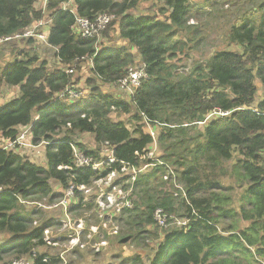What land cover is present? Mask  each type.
Masks as SVG:
<instances>
[{
    "label": "trees",
    "instance_id": "obj_1",
    "mask_svg": "<svg viewBox=\"0 0 264 264\" xmlns=\"http://www.w3.org/2000/svg\"><path fill=\"white\" fill-rule=\"evenodd\" d=\"M36 1L0 0V36L42 18ZM140 1L48 0L47 44L55 48L61 66L50 69L45 59L21 52L0 68V89L19 87L18 97L0 105V137L13 139L21 127L31 125L32 144L44 143L46 164L39 166L0 148V233L6 236L0 243V262L28 255L32 264L60 263L58 257L35 253L45 244L43 231L51 222L32 225L38 212L25 205L59 201L62 195L52 189V180L63 190L71 183L90 184L97 172L82 168L72 177L68 169L58 167L71 164V143L87 155L99 156L100 144L107 141L118 160L152 164L137 173L134 183L137 205L132 209L138 214L132 239L142 238L146 225L158 227L153 219L157 207L173 225L162 230L147 264H264V100L254 104L255 79L264 86V0L256 2L257 22L245 16L229 26L227 39L241 51H215L187 72H180L172 60L191 48L188 42L194 47L202 40L194 38L199 31L188 23L201 6L189 0H154L161 3L162 19L130 14ZM63 3L71 10L61 9ZM100 12L119 18L117 34L124 45L102 47L95 36L74 31L75 15L93 18ZM112 27L110 22L100 36L106 38ZM182 30L188 33L177 38ZM86 59L92 75L85 79L87 94L73 101L60 99L58 93L79 82L72 73ZM138 64L145 66L147 77L129 100L101 89L102 84L117 85L127 68ZM114 111L128 114L135 127L111 119ZM213 111L227 113L210 115ZM76 133L90 134L97 148L76 142ZM153 141L161 151L158 160L139 163L135 153L142 154ZM231 160L226 169L224 163ZM227 177L234 178L240 194L232 193L233 185L223 184ZM175 218L187 221L176 225L171 223ZM242 222L247 224L241 227ZM130 261L144 264L138 255Z\"/></svg>",
    "mask_w": 264,
    "mask_h": 264
},
{
    "label": "rangeland",
    "instance_id": "obj_2",
    "mask_svg": "<svg viewBox=\"0 0 264 264\" xmlns=\"http://www.w3.org/2000/svg\"><path fill=\"white\" fill-rule=\"evenodd\" d=\"M259 1L260 0H189V3L193 4V6H201L198 10L199 14L195 18L190 19L188 23L190 25L195 24L197 31H199V33L194 35V38L198 39L199 37H202V40L194 47H192L193 42H188L191 48H188L185 52H177L176 59L172 60L173 63L178 65L177 69L180 72H187L194 62H203L215 51L221 49L241 51V48L238 45L229 42L227 39L229 26L233 22H239L245 16L257 22L256 9L258 5H256V2ZM62 5L72 8L69 3H63ZM159 6H161V3H157L154 0H141L137 7L130 9L128 12L134 16H144L149 14L156 15V17L162 19L164 14H161L158 11ZM45 16L46 18L44 15L43 18L48 20L46 11ZM111 22L113 27L108 31V36L106 38L101 37L100 33L95 36L98 41H100L102 47L115 44H125V41L120 39L117 34L119 18L115 15ZM50 26L51 23H48V26L43 30H46L48 33ZM190 29H193V27H190ZM187 33V30L178 31L177 38L183 39ZM35 42L36 43L20 40L19 42L0 46V68L5 67L14 58L20 57L21 52L36 55L39 59H45L48 62L47 64L50 69L59 68L61 64L54 56L55 48L44 42ZM130 49V51L135 54V61L137 62L138 56L135 49ZM89 68L90 59H86L80 64V68L74 69L72 73L73 79H79L77 84L72 85V89L80 91L82 93L81 96L87 94L89 90L85 85V79L92 77ZM254 82L257 87L254 101V104H256L264 100V86L258 78H256ZM101 89L104 92L117 96L121 100H129V95L118 84H102ZM18 96V86H2L0 89V105L5 104ZM110 117L113 120H123L129 129L135 127L136 121L130 119L128 114H118L114 111L111 112ZM198 126H201V124L199 123ZM59 135L60 134H58V136ZM73 139L76 142L82 143L88 149L97 148V144L93 142L92 136L88 133H76L74 134ZM44 148L45 145L41 144L36 147L28 148L25 151H21L20 155L39 166L45 167ZM160 153L161 151L156 145L150 159H152V161L158 160L157 155L159 156ZM232 162L233 160L224 163L226 169L230 168ZM149 166L150 165L146 168ZM165 175L167 174L165 173ZM233 182L234 178L231 177L223 179L224 185H233V194H240L242 189H237ZM50 184L55 192H60L62 197L64 196V190L56 181L52 180L50 181ZM128 187L129 184L126 181H118L114 185V188L116 189H126ZM134 190L135 188L133 187L132 195ZM136 201L137 197L135 198L133 195V209L134 204L135 206L137 205ZM39 202H45L46 206L58 203V201L47 203L46 200ZM90 202L91 203H88V205L80 204L81 206H79L81 208H76L70 211V206L67 209L73 219H81L83 221L81 228L78 230L79 236L74 238L75 240H79V242L76 245H73L70 249H68L69 241L76 234L74 230L63 226L65 215L64 209L61 206L38 208L33 205V203L25 205L26 209H33L35 212H38L34 216L32 225H39L47 221L51 222V224L48 225L49 229L47 236L49 239L57 241L56 245L43 244L38 246L34 249L35 253H45L48 256L58 257L60 259L59 264H132L130 259L135 255H138L142 262L147 264L148 259L153 254L152 248H154L160 241L159 236L162 234V230L166 227L173 226L172 224L169 225V222L163 227L146 225L144 226V232L141 235L142 238L133 240V234L137 229L135 226V216L138 212L131 208L132 210L124 211L118 218L112 217V221L117 227L116 229H112L111 227L103 229L100 227L97 232L94 231L88 233L90 231V226L95 223L99 224L100 221L99 215L96 217V209L93 201ZM181 220L183 219L175 218L174 221L171 220V223L179 225L177 221ZM246 224L247 222H242L240 223V226L242 227ZM123 237H125L124 241L122 240ZM5 238L6 236L0 233V243L5 242ZM21 259L28 261V264H32L31 257L28 255H24ZM13 261L7 259L4 262H0V264H11Z\"/></svg>",
    "mask_w": 264,
    "mask_h": 264
},
{
    "label": "built area",
    "instance_id": "obj_3",
    "mask_svg": "<svg viewBox=\"0 0 264 264\" xmlns=\"http://www.w3.org/2000/svg\"><path fill=\"white\" fill-rule=\"evenodd\" d=\"M47 5L48 0L36 1L37 9H40L45 18ZM61 9L71 10V8H68L65 5H62ZM114 17L115 14L110 12H100L93 18L75 15L73 28L74 31L78 32V34H80L82 37H94L101 33V31L104 30V28L113 20ZM48 23H50V19L46 20L42 17L20 31L2 35L0 36V46L19 42L20 40H33V43H36L35 41H40L47 44V32L43 29L48 26ZM146 77L147 73L143 64H139L135 67L129 66L126 71V75L121 78L117 84L123 90H125L128 95H131L133 94L134 89L137 88L140 85L141 81ZM81 95L82 93L80 91L74 90L72 89V87H66L64 90L57 94L60 99L67 101L76 100L80 98ZM217 113L223 115L227 112L213 111L210 115ZM144 122L147 129L149 130L150 135L154 137L155 132L149 125V121L144 118ZM31 136V125L23 126L21 127L20 132L13 139H6L2 141L0 137V148L5 150H13L21 154V151H25L28 148L38 146L32 144ZM41 144L44 143H40L39 145ZM70 145L72 150L71 164L69 166H59L58 168L68 169L72 177L77 172L76 170H81L82 168L97 172L99 176L95 177L90 184L74 185L73 183H71L66 189H64V196L58 201V203L46 206L45 202H36V206L38 208H51L59 205L64 209L65 218L63 219V226L74 230L76 234L69 241L68 249L79 242V240H75L74 238L79 236L78 230L79 228H81L83 221L81 219H73L67 209L70 206H76L78 204L85 205L87 202L93 201L96 209V217L99 215L100 221L99 224L95 223L91 225L89 228L90 231L88 233L94 231L97 232L100 227L103 229H107L110 227L112 229H116L117 227L113 223L112 217H118L124 211H128L133 207L132 191L137 173L142 171L148 165H151L144 163L137 166L126 161L118 160L114 156L113 146L107 141H104L100 144L99 156L87 155L75 144L71 143ZM155 147L156 142L153 141L152 147L142 154L136 152L135 154L139 158V163H141L144 159H150V156ZM72 177H70V179H72ZM163 178L166 180L167 175H164ZM118 181H126L129 184V187L126 189L114 188V185ZM174 195L177 196V193H174ZM181 195L185 198L184 193H181ZM153 219L159 227L166 226L167 224V217L162 208L157 207L154 209ZM186 221L187 220L183 219L181 221H177V223L179 225H184ZM48 229L49 227L44 228L43 241L45 242V244L56 245L57 241L48 238ZM45 259H47L46 256ZM11 264H28V261L24 259H18L11 262Z\"/></svg>",
    "mask_w": 264,
    "mask_h": 264
}]
</instances>
